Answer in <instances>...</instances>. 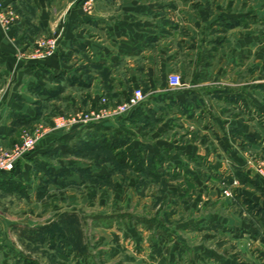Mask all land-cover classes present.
Masks as SVG:
<instances>
[{
	"label": "crops",
	"instance_id": "obj_1",
	"mask_svg": "<svg viewBox=\"0 0 264 264\" xmlns=\"http://www.w3.org/2000/svg\"><path fill=\"white\" fill-rule=\"evenodd\" d=\"M85 1L0 0V13L16 17L8 32L0 25V146L13 144L24 127L93 109L101 97L121 103L141 89L144 100L136 113L102 125L122 131L129 140L126 150L137 160L166 152L157 170L160 178L172 174L198 191L208 188L203 200L228 207L212 180L239 172L244 182L239 181L235 200L244 209L239 218L228 207L226 215H205L175 227L102 225L95 229L98 261L264 264V236L257 232L264 214V175L254 164L264 159V31L254 29L257 23L264 28V0H253L249 15L239 13L240 0H94L89 12L83 10ZM43 36H57L55 55L17 59ZM244 71L248 83L239 82ZM170 73L179 75L184 88L168 87ZM81 131L48 132L22 161L13 180L29 198L60 190L66 181L78 183L77 169H90L94 177L109 175L108 163L49 160L52 147ZM166 167L175 173L165 175ZM9 180L0 173V182ZM183 190L175 186L170 194ZM181 234L196 242L189 245ZM249 247L252 256L245 255ZM75 262L89 263L83 257Z\"/></svg>",
	"mask_w": 264,
	"mask_h": 264
},
{
	"label": "rangeland",
	"instance_id": "obj_2",
	"mask_svg": "<svg viewBox=\"0 0 264 264\" xmlns=\"http://www.w3.org/2000/svg\"><path fill=\"white\" fill-rule=\"evenodd\" d=\"M240 1L242 3L239 4V13L249 15L247 6L251 7L253 0ZM240 8L244 10L240 11ZM239 29V31L243 30L242 27ZM254 29L261 33L262 30L264 31L262 25L258 23ZM249 80L251 79L245 71L239 72L240 83H248ZM32 129L29 127L22 128L14 143L18 142L23 132L29 133L32 132ZM13 144L9 147L0 146V149L8 150ZM32 153L33 151L21 159L14 170L8 173L9 179L16 178L18 167ZM65 159H75L89 164L96 163L98 160L95 155L82 158L80 156L51 154L49 158L53 162ZM164 170L165 175H168L167 172L169 171L175 173L168 168ZM255 171L260 173L257 167H255ZM229 175V177L222 179L214 176L212 185L215 187L214 192L228 201L225 205L233 208L235 216L239 218V212L241 213L244 209V206L239 205V201L235 200L239 191V178L234 172ZM130 176H137V178L131 181ZM234 181H237V184H234ZM25 184L27 187V183ZM62 184L60 190L56 188L35 199L29 198L24 192L27 189L23 188L22 184H20L19 190L7 186L0 187V264H26V262L33 264H75L78 257L87 258L91 264H107L98 261L100 255L97 246L99 233L95 230L97 227L111 224L117 226L126 222L144 223L140 219L147 220L152 223L151 225L175 227L189 221H197L204 218L205 215H226L228 208L223 205L224 202L203 200V197L208 194V188L198 191L181 177L169 174L164 178H157L135 172L128 167L116 168L108 178L99 181L80 177L78 183L66 181ZM175 186L180 187V189L181 186L184 188L181 195L170 194L171 188ZM224 191H228L230 196H225ZM231 205L232 207H230ZM67 214L74 215L76 221L70 227L65 228L60 222L57 224L58 227L62 228L61 233L64 235L61 240L63 244L61 250L49 247V242L30 241L28 238L31 235L29 231L33 229L28 228L27 225L37 226L47 223L46 225L50 226L53 222H57L61 216ZM252 216L259 217L255 214ZM259 222L262 226L257 232L261 239L264 236L262 233L264 222L260 217ZM23 227L24 229H22ZM58 227L56 226V229L50 232L52 234L50 237L57 235ZM181 235L189 245L196 242L194 241L196 237L190 239L186 234ZM211 245L212 248L215 247V243H211ZM205 246L208 247V244L205 243ZM249 248L245 251V255L252 256L253 252L251 247Z\"/></svg>",
	"mask_w": 264,
	"mask_h": 264
},
{
	"label": "built area",
	"instance_id": "obj_3",
	"mask_svg": "<svg viewBox=\"0 0 264 264\" xmlns=\"http://www.w3.org/2000/svg\"><path fill=\"white\" fill-rule=\"evenodd\" d=\"M94 0H86L83 5L85 12L91 11ZM1 7V6H0ZM16 17L11 11H5L0 14V25L4 31H9ZM57 36L41 37L34 44L29 52L26 50L17 54L19 60L41 61L55 55L57 51ZM167 85L170 89H182L183 83L179 75L170 73L167 77ZM144 100V94L141 89L133 90L126 100L121 103H111L106 97H101L98 104L93 109L80 110L71 115L56 117L50 124L37 123L32 132H23L17 143H14L8 150L0 149V173H10L16 164L29 155L37 146L38 141L48 132L57 130H69L73 127H84L90 124H107L119 121L128 116L134 109L138 108ZM260 174L264 175V160H256ZM237 184V181L233 182ZM225 196H230L228 191H224Z\"/></svg>",
	"mask_w": 264,
	"mask_h": 264
},
{
	"label": "trees",
	"instance_id": "obj_4",
	"mask_svg": "<svg viewBox=\"0 0 264 264\" xmlns=\"http://www.w3.org/2000/svg\"><path fill=\"white\" fill-rule=\"evenodd\" d=\"M137 109L138 108L134 109L131 113H136ZM123 118H121L120 120H122ZM128 142L129 140L125 137L123 132L116 128H113L111 126H105L102 124H90L82 127L81 133L71 138L70 141L65 143L60 142L55 145V147H52L50 150V154H56L57 156L59 154L65 156H80L82 158L95 155L96 159L98 160H96V163H90V165L98 166L103 163H108L111 165L109 175L101 177L92 176L90 169H77V174L82 179L88 177L89 179L99 181L101 179L108 178L114 169L124 167L131 168L133 169V171L138 173H144L152 177L160 178L157 173V170L158 167L163 162H165V160H167L168 154L166 152H161L157 156H154L152 158L137 160V158L132 153H129L128 150H126ZM63 175V173H59L57 176L61 177ZM236 176L239 178L240 182H244V178L241 174H239V172L236 173ZM3 186H7L11 189H20V184L12 179L6 182H0V187ZM257 213L259 214L260 212ZM75 219V216L72 214L63 215L59 218L57 222H53L50 226L37 228L29 231L31 235H29L28 238L30 239V241L38 243L49 242V247L61 250V247L63 246L61 240L64 238V235L61 233L62 228L58 227L57 224L60 222V224H62L64 228L70 227L76 221ZM261 219L264 222V214H261ZM140 221L144 223H149L145 219H140ZM151 224L152 223H149L147 225ZM56 226L58 227L59 232L56 230L58 232L57 235L50 237L52 235L50 234V232L52 230H55ZM262 240L264 241V237L262 238ZM26 264L33 263L26 262Z\"/></svg>",
	"mask_w": 264,
	"mask_h": 264
}]
</instances>
